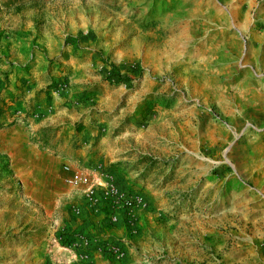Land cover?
<instances>
[{
  "label": "rangeland",
  "instance_id": "374dc122",
  "mask_svg": "<svg viewBox=\"0 0 264 264\" xmlns=\"http://www.w3.org/2000/svg\"><path fill=\"white\" fill-rule=\"evenodd\" d=\"M3 102L0 264H264V0H0Z\"/></svg>",
  "mask_w": 264,
  "mask_h": 264
},
{
  "label": "trees",
  "instance_id": "16d2710c",
  "mask_svg": "<svg viewBox=\"0 0 264 264\" xmlns=\"http://www.w3.org/2000/svg\"><path fill=\"white\" fill-rule=\"evenodd\" d=\"M4 109H6V104L3 102L2 103V107H0V130L1 129H5V128L10 127V126H12V125L15 124V121H14V122H12V123H10L8 125H5L4 120L1 118L2 115L5 112ZM46 130H47L46 128L41 129L40 130V133L41 134H44L46 132ZM45 143H47V140L45 141ZM0 163L2 164V169L5 170V171H7V176L10 179H12L13 178V173L10 170L9 161H8V158L5 155H0ZM16 183H17V186H20V184L18 182H16Z\"/></svg>",
  "mask_w": 264,
  "mask_h": 264
},
{
  "label": "built area",
  "instance_id": "2783aa9c",
  "mask_svg": "<svg viewBox=\"0 0 264 264\" xmlns=\"http://www.w3.org/2000/svg\"><path fill=\"white\" fill-rule=\"evenodd\" d=\"M79 181H81L79 179V177L77 175H72L71 179H70V182L73 183V184H78Z\"/></svg>",
  "mask_w": 264,
  "mask_h": 264
},
{
  "label": "bare ground",
  "instance_id": "6f19581e",
  "mask_svg": "<svg viewBox=\"0 0 264 264\" xmlns=\"http://www.w3.org/2000/svg\"><path fill=\"white\" fill-rule=\"evenodd\" d=\"M23 174V173H22Z\"/></svg>",
  "mask_w": 264,
  "mask_h": 264
}]
</instances>
